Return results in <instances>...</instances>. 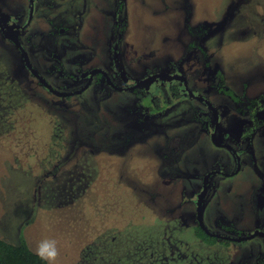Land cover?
I'll return each instance as SVG.
<instances>
[{"label":"rangeland","instance_id":"374dc122","mask_svg":"<svg viewBox=\"0 0 264 264\" xmlns=\"http://www.w3.org/2000/svg\"><path fill=\"white\" fill-rule=\"evenodd\" d=\"M116 3L87 0L73 9L77 37L73 42L72 29L60 38L74 37L67 55L82 50L89 62H111L110 33L120 29L126 69L170 59L190 74L187 88L215 105L219 132L238 136L248 117L234 113L214 84L220 76L243 110L249 102L263 105L264 0H126L119 28L102 14V6L111 11ZM18 58L0 42V238L24 239L34 252L40 240L56 239L58 264H251L264 252L259 237L224 247L194 234L190 192L200 184L197 173L214 162L231 170L235 164L200 131L198 101L164 103L162 115L140 126L128 113L134 92L88 89L55 98ZM258 114L264 122V110ZM255 134L250 143L262 174L213 176L202 213L211 231H221L218 222L234 229L264 222V124ZM158 137H166V158Z\"/></svg>","mask_w":264,"mask_h":264},{"label":"flooded vegetation","instance_id":"af4514ba","mask_svg":"<svg viewBox=\"0 0 264 264\" xmlns=\"http://www.w3.org/2000/svg\"><path fill=\"white\" fill-rule=\"evenodd\" d=\"M18 1V3H13L16 0H0V42L14 47L18 53L21 68L30 76L31 80L55 98L67 99L76 94L81 95L88 89L95 94L102 93L103 95H108L113 91H132L134 97L128 113L135 116V122H138L140 126L151 122L154 117L162 115L181 97H189L198 101V114L194 115V118L200 124V131L208 136L213 145L225 148L235 164L231 170L230 168L226 169L219 162H214L205 170L197 173L196 177L200 180V184L194 186L193 191L190 192V198L193 200L191 206L194 210L192 213L194 221L191 227L194 229V234L205 245L213 246L219 243L218 245L224 247L229 246L231 241H246L259 237L264 249V222L256 221L251 229H245V227L234 229L218 222L221 231H211L204 226L202 220L203 209L210 196L208 193L213 186L214 175L234 177L245 169H249L254 176L262 174L256 168L254 160L256 155L250 140L255 137L257 129L264 124L260 118L261 115L258 114L260 110H264V102L261 101L262 106L249 102L246 103L244 110L241 109L242 100L238 99L227 85L221 84V77L218 76L214 84L215 89L228 97L234 113L240 114V118L241 116L248 117L246 121L239 124L240 133L238 132V136H232L225 133L226 131L219 132V112L215 105L212 101H208V97L199 94L197 89L189 90L187 88V78L190 74L182 73L179 66L174 65L170 59L164 61L167 62L166 65H157V68L150 63L133 67L134 70L137 69L135 73L132 72L134 70L131 71V67L125 68L122 61H119V56L122 54L117 49L120 43V32L117 34V31L120 29H117L115 33H113V29L110 33L111 62L103 63L95 58L89 62L88 56L83 54L82 50H77L68 56L67 48L72 47L69 40L76 36V29L79 26L75 23L78 21L75 17L77 12L74 14L73 9L86 6L87 0ZM74 1L78 7L73 5ZM5 3L10 4V8ZM42 9L47 10L46 15L42 13ZM125 9L126 0H117L111 11L102 6V14L111 16L112 24L115 28H119L121 25L125 26V18L122 14ZM105 20L107 19L102 18L99 22L102 23ZM39 21L40 23H38ZM31 25L38 26V28L33 29L32 27L30 31ZM72 29L75 30V33L70 35H74V37L60 41L61 35ZM128 66L130 65L128 64ZM55 91L66 95H59ZM164 103L169 107L164 106ZM150 127L155 128L156 126L152 124ZM156 129L158 128L156 127ZM217 136L220 137L219 140ZM158 138L159 146L163 149L166 137L163 140L161 137ZM159 153L163 158H166L165 149ZM175 192L180 193L181 197V189H176ZM178 203L174 205L175 202H173L175 209ZM198 204L201 211L200 221L197 212ZM196 230L199 235L195 233ZM251 264H264V252H259L257 259Z\"/></svg>","mask_w":264,"mask_h":264},{"label":"trees","instance_id":"16d2710c","mask_svg":"<svg viewBox=\"0 0 264 264\" xmlns=\"http://www.w3.org/2000/svg\"><path fill=\"white\" fill-rule=\"evenodd\" d=\"M0 264H48V262L41 260L24 239L14 244L0 238Z\"/></svg>","mask_w":264,"mask_h":264},{"label":"clouds","instance_id":"9594fccd","mask_svg":"<svg viewBox=\"0 0 264 264\" xmlns=\"http://www.w3.org/2000/svg\"><path fill=\"white\" fill-rule=\"evenodd\" d=\"M35 254L48 264H58L60 250L56 239L45 238L40 240L35 247Z\"/></svg>","mask_w":264,"mask_h":264},{"label":"water","instance_id":"95a60500","mask_svg":"<svg viewBox=\"0 0 264 264\" xmlns=\"http://www.w3.org/2000/svg\"><path fill=\"white\" fill-rule=\"evenodd\" d=\"M49 88H50V86L49 85H47ZM55 93H57V94H59V95H66V94H64V93H60V92H57V91H55ZM197 212H198V219H199V221L201 220V211H200V206H199V204H198V207H197ZM254 234V233H253ZM233 239H241V238H233Z\"/></svg>","mask_w":264,"mask_h":264}]
</instances>
